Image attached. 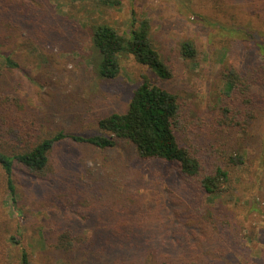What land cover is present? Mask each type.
Masks as SVG:
<instances>
[{
	"label": "rangeland",
	"instance_id": "obj_1",
	"mask_svg": "<svg viewBox=\"0 0 264 264\" xmlns=\"http://www.w3.org/2000/svg\"><path fill=\"white\" fill-rule=\"evenodd\" d=\"M257 7L248 0H0V147L21 150L57 132L99 133L97 120L124 111L147 78L178 97V141L204 167L222 164L233 176L227 191L203 196L208 211L229 207L240 217L251 200L260 201L263 212L244 221L241 254L224 264H262L264 80L250 74L262 56L246 34L258 30L264 44ZM143 21L169 77L125 53L116 77L99 76L94 26L128 34ZM185 42L192 56L183 52ZM235 76L251 98L244 111ZM235 152L244 153L240 166L227 161ZM11 179L13 193L0 166V264H21L23 251L30 264H134L138 250H120L117 236L158 211L176 221L187 203L175 165L141 159L120 138L100 148L63 137L44 171L14 162Z\"/></svg>",
	"mask_w": 264,
	"mask_h": 264
},
{
	"label": "trees",
	"instance_id": "obj_2",
	"mask_svg": "<svg viewBox=\"0 0 264 264\" xmlns=\"http://www.w3.org/2000/svg\"><path fill=\"white\" fill-rule=\"evenodd\" d=\"M248 1L264 12V0ZM251 11L258 13L256 9ZM246 34L262 56V60L250 72L252 75H261V82L264 80V44L258 30L250 31L247 28ZM91 40L97 51L96 65L101 77L111 79L117 76L119 57L123 53L132 55L138 63L159 77L170 75L167 65L151 45L145 21L137 28H131L128 34L119 33L105 23L97 24L93 28ZM182 45L183 52L192 56L190 43ZM5 63L15 65L8 58H5ZM230 73L234 81V71L230 70ZM235 77L237 82L239 78ZM245 86L246 82H240L239 79L237 92L238 99L242 95L238 100L242 111L245 110V104L251 101V98L248 100L243 97ZM178 108L179 101L175 93L144 78L133 89L124 111L112 112L97 120L101 130L99 133L82 136L57 132L21 150L0 147V166L6 176L7 186L13 193L11 171L14 162L30 171H44L55 142L63 137L100 148L114 145L115 138L124 139L133 145L139 158L161 159L177 167L184 180L182 194L177 192L184 199L187 197V203L176 210V221L163 217L158 211L155 217L137 222L136 230L125 231V236L120 234L123 240L117 236L119 249L126 251L134 247L138 250L139 257L134 260V264H224V260L237 259L247 236L244 233V221L251 211L263 212L260 201L258 197L251 200L248 209L245 208L240 217L229 207V211H220L215 215L208 211L212 206L206 204L203 196L215 198L217 194L227 191L232 185L233 176L222 164L215 165L211 170L204 167L199 158L178 141L175 133L179 122ZM240 116L245 118L251 115ZM227 161L240 166L244 163V153L229 154ZM148 212L149 215L153 214L151 210ZM144 222L147 223L145 228ZM21 264H30L25 251L21 254Z\"/></svg>",
	"mask_w": 264,
	"mask_h": 264
}]
</instances>
